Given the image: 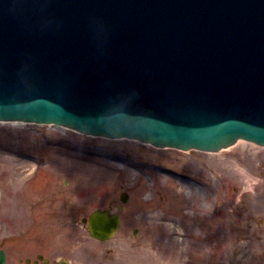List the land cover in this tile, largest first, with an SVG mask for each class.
Returning a JSON list of instances; mask_svg holds the SVG:
<instances>
[{"label": "water", "instance_id": "95a60500", "mask_svg": "<svg viewBox=\"0 0 264 264\" xmlns=\"http://www.w3.org/2000/svg\"><path fill=\"white\" fill-rule=\"evenodd\" d=\"M0 119L264 143V0H0ZM117 222L95 211L89 226L105 238Z\"/></svg>", "mask_w": 264, "mask_h": 264}, {"label": "rangeland", "instance_id": "374dc122", "mask_svg": "<svg viewBox=\"0 0 264 264\" xmlns=\"http://www.w3.org/2000/svg\"><path fill=\"white\" fill-rule=\"evenodd\" d=\"M245 145L183 152L0 123V174L9 172L0 181L6 264H26L36 251L67 253L71 264H264V152ZM121 189L129 199L117 234L91 239L73 218L109 205Z\"/></svg>", "mask_w": 264, "mask_h": 264}]
</instances>
